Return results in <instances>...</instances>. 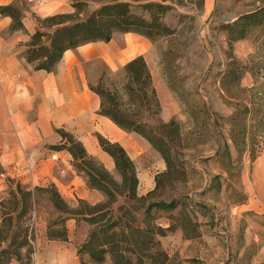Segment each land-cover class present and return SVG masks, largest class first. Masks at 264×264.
<instances>
[{"label":"rangeland","instance_id":"1","mask_svg":"<svg viewBox=\"0 0 264 264\" xmlns=\"http://www.w3.org/2000/svg\"><path fill=\"white\" fill-rule=\"evenodd\" d=\"M106 1L110 0H41L40 11L29 10L31 29L53 32L56 27L45 24L47 17L72 13V20L85 19ZM125 1L147 18L158 14L172 32L153 39L117 32L109 42L86 43L107 48L106 55L86 65L89 79L90 71L94 73L93 85L106 72L121 89L125 64L142 55L152 73L161 119L177 122L179 133L168 137L173 161L169 170L162 154L145 138L122 129L138 147V195L152 192V201L175 199L178 203L171 210L154 208L147 218L152 225L173 229L156 237L160 248L170 256V264H264V13L254 17L263 20L260 25H253L259 22L254 18L247 19L252 26L244 38L233 42L232 50L227 27L242 15L264 8V0ZM14 12L22 19L21 8L14 5ZM243 21L233 33L241 31ZM133 47H137L134 53ZM158 160L164 167L158 166ZM79 200L65 201L76 211L81 208ZM6 204L14 218L21 213V201L16 208L9 201ZM120 207L125 210L119 211ZM126 210L129 213L124 215ZM108 213L107 225L121 215L123 223H143L138 204L122 198ZM100 215L73 216L59 211L49 194L36 192L23 215V227L28 229L32 246L36 221L44 224L47 233L58 235L66 220L74 218L86 229L82 244L98 227L88 219ZM113 231L118 232L110 229L106 234L113 235ZM79 233L84 234V229ZM10 240L0 244V251L7 249ZM105 256L100 264H113L111 253ZM82 259L98 264L88 253ZM13 261L26 264L27 248L12 253L9 262Z\"/></svg>","mask_w":264,"mask_h":264},{"label":"trees","instance_id":"2","mask_svg":"<svg viewBox=\"0 0 264 264\" xmlns=\"http://www.w3.org/2000/svg\"><path fill=\"white\" fill-rule=\"evenodd\" d=\"M132 8V4L128 1L110 0L102 3L85 19L72 20L70 19L72 13L47 17L44 20L45 24L56 28L53 32L36 30L30 35L25 50L27 62L36 70L52 71L67 50L90 42H109L117 32L137 33L150 39L172 32L171 27L163 23L158 14H150L147 18ZM261 13H264V8L244 14L239 18L240 20L227 25L231 50L233 42L244 38L252 26L247 24L249 21L247 19H252ZM0 14L11 16V30H24L21 14L14 12V5L0 7ZM254 19L259 22L253 25H260L263 22L262 19ZM241 20H244L241 31L233 33L232 29L239 25ZM70 21L72 22L69 23ZM44 37L47 40L42 42ZM124 72L125 82L121 89L106 72L99 76L96 85H90L91 90L98 94L101 100L99 113L108 117L119 128L135 132L145 138L162 154L169 170L173 166V161L168 137L174 131L179 133L177 122L174 119L169 122L161 119V104L153 84L152 73L142 55L127 62ZM57 131L62 137V142L50 145L49 148L57 151L68 150L72 156L74 168L86 179L91 189L103 194L104 200L94 205L79 200L81 208L72 211L54 185L29 188L17 182L15 188L9 191V199H3L0 202V244L8 241L9 237L11 238L7 249L0 251V264H9L12 253L23 248H27L26 264H29L33 247L28 237V229L23 227L25 226L23 215L35 199L36 192L49 194L57 210L73 216L101 214L96 219H88L92 225L96 223L98 227L90 231L88 240L78 248L82 264H86L82 259L83 253H88L91 260L98 264L105 261V253H111L113 264H170V256L160 248V242L156 237L165 236L167 230L172 231L173 229L152 225L147 222V218H151V211L154 208L175 209L178 206L177 201L175 199L169 202L152 201L149 199L152 192L147 195H138L139 178L136 164L119 142H112L101 134L97 135L101 148L114 159L115 172L119 176L117 179L115 174L107 170L102 163L86 151L82 142L73 134L64 129ZM119 198L125 202L138 204V210H142L143 223L138 222L135 226L128 222L123 223V215L108 225L105 223L109 210ZM7 201L13 203L15 208L18 207L20 201L22 203V211L15 218L11 216L12 208L7 206ZM123 210L125 209L120 207L119 211ZM127 213H129L127 210L123 212L124 215ZM110 229L118 232L113 231V235H107L106 232ZM67 234L65 225L58 235L51 231L47 233L50 239L61 241L67 240ZM124 250H129L132 254L127 255L123 252Z\"/></svg>","mask_w":264,"mask_h":264},{"label":"crops","instance_id":"3","mask_svg":"<svg viewBox=\"0 0 264 264\" xmlns=\"http://www.w3.org/2000/svg\"><path fill=\"white\" fill-rule=\"evenodd\" d=\"M42 4L41 0H0V7L21 8L24 26V30H11V16L0 14V202L20 182L29 188L54 185L69 203L82 199L96 204L104 196L77 172L70 152L49 148L62 142L57 130L73 134L113 174L114 159L101 148L97 135L119 142L135 164L138 147L132 136L99 113L100 97L90 88L95 78L90 71L89 79L86 63L106 55L103 44L67 50L52 71L36 70L27 62L25 50L35 32L29 13L40 11ZM158 166L164 167L162 160ZM66 228L67 240H54L36 221L29 264H82L78 248L86 229L74 218L66 220Z\"/></svg>","mask_w":264,"mask_h":264},{"label":"bare ground","instance_id":"4","mask_svg":"<svg viewBox=\"0 0 264 264\" xmlns=\"http://www.w3.org/2000/svg\"><path fill=\"white\" fill-rule=\"evenodd\" d=\"M128 40L131 41V37H128ZM103 47H105V46H103ZM136 50H137V47H133L132 48V53L136 52Z\"/></svg>","mask_w":264,"mask_h":264}]
</instances>
